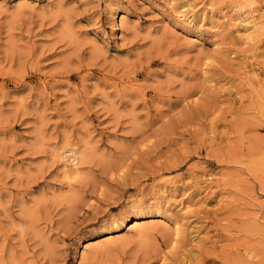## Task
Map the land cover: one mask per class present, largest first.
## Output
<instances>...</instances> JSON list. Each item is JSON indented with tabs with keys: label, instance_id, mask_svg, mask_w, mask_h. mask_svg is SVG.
<instances>
[{
	"label": "rangeland",
	"instance_id": "374dc122",
	"mask_svg": "<svg viewBox=\"0 0 264 264\" xmlns=\"http://www.w3.org/2000/svg\"><path fill=\"white\" fill-rule=\"evenodd\" d=\"M230 2L124 0L117 28L110 0H0V242L19 264L256 261L264 43L234 55Z\"/></svg>",
	"mask_w": 264,
	"mask_h": 264
},
{
	"label": "snow or ice",
	"instance_id": "6c2138e0",
	"mask_svg": "<svg viewBox=\"0 0 264 264\" xmlns=\"http://www.w3.org/2000/svg\"><path fill=\"white\" fill-rule=\"evenodd\" d=\"M113 5V13L111 15L115 16V19L111 18V15L106 18L107 24H115L117 28L120 27V9L124 7V0H110ZM181 8L183 5L180 6ZM191 7V5H189ZM201 7H214V5H202ZM224 7L235 8L237 12L241 13L239 19L234 21L236 25V31L233 32V45L232 47L236 49L234 55H239L241 59L252 55V48L257 44V40L260 43H264V0H231L230 3L224 5ZM248 13V17H244V13ZM259 17L257 20L256 17ZM255 21V23H253ZM247 25L246 27L241 28L242 24ZM237 45L239 47L237 48ZM264 58V57H262ZM207 63H212L208 61ZM160 103H164L163 100ZM69 164L72 165L70 170V175L66 177L68 180H78L79 179V164L76 160H70ZM143 211H147V204L144 205H134L129 204L122 210V213L118 216L117 220L123 221L124 226L132 224L136 219L140 218V214ZM174 239H165L161 243L165 246L164 251L166 253H174L179 248L180 238H181V225L179 223L174 224ZM193 248H199L200 251L195 253L196 255H205V249L210 248L211 245H208L204 240L193 239L190 242ZM6 242H0V264H19L13 256L15 249H9L6 246ZM225 249L221 248L220 252H224ZM244 253L246 258H241V253ZM230 256L235 259L225 260L221 255L217 254L214 251H208L206 253L207 260L206 264H264V236L261 240V254L256 257L254 262L250 257H247V253L240 247H233L229 253ZM39 255V254H37ZM25 264H31L30 261H26ZM36 264H43V261L40 259L36 260ZM162 264H170L167 259H164Z\"/></svg>",
	"mask_w": 264,
	"mask_h": 264
},
{
	"label": "bare ground",
	"instance_id": "6f19581e",
	"mask_svg": "<svg viewBox=\"0 0 264 264\" xmlns=\"http://www.w3.org/2000/svg\"><path fill=\"white\" fill-rule=\"evenodd\" d=\"M123 18V16L121 17V19ZM145 212V211H144ZM147 213H152V212H147ZM157 221V220H156ZM160 221V220H159ZM122 223H124L123 221H122ZM142 224V222L140 221V220H138V219H136L135 220V222L133 223V224H131V226L129 227V229L130 228H133V229H135V228H137V227H139L140 225ZM159 226V223L158 224H155V226ZM112 239V236H104V238H102V239H100V240H97V241H94V242H90V243H88V244H93V243H98V242H108L109 240H111ZM109 243V242H108Z\"/></svg>",
	"mask_w": 264,
	"mask_h": 264
}]
</instances>
